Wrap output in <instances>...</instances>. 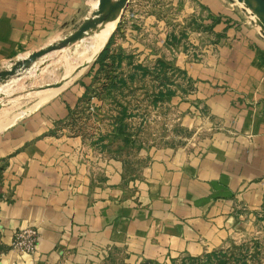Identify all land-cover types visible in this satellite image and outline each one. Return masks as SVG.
<instances>
[{
	"label": "crops",
	"instance_id": "0c3cea01",
	"mask_svg": "<svg viewBox=\"0 0 264 264\" xmlns=\"http://www.w3.org/2000/svg\"><path fill=\"white\" fill-rule=\"evenodd\" d=\"M97 1L0 0V60L80 22ZM201 1L220 15L214 30L222 36L214 53L186 63L197 80L191 97L208 115L198 122L199 109L179 103L202 129L196 144L153 157L133 187L123 178L127 163L86 152L80 135L52 122L79 92L55 94L0 129V264L197 256L235 237L243 221L264 222V34L243 6ZM27 225L37 228L38 245L19 253L10 241Z\"/></svg>",
	"mask_w": 264,
	"mask_h": 264
},
{
	"label": "rangeland",
	"instance_id": "374dc122",
	"mask_svg": "<svg viewBox=\"0 0 264 264\" xmlns=\"http://www.w3.org/2000/svg\"><path fill=\"white\" fill-rule=\"evenodd\" d=\"M225 1L235 8L244 7L238 0ZM245 10L250 12L246 6ZM215 18L220 15L201 0H129L105 30H92L83 39L50 50L0 80V129L27 116L55 94L75 90L79 92L75 104L52 122H64L69 133L80 135L86 152L127 163L130 173L123 178L135 187L140 170L153 157L192 147L196 136H201L202 129L188 123L193 121L179 103L189 101L196 106L198 122L208 116L202 99L191 97L197 80L187 71L186 63L201 61L209 51L214 53L213 44L222 36L214 30ZM78 23L68 22L34 44L21 46L0 60V70L59 40ZM106 44L107 52L90 70ZM56 82L63 85L49 88ZM238 227L235 237L213 250L226 251L227 264H239L236 259L242 255L247 264H264V222L247 220ZM203 257L197 262L205 264ZM189 262V255L179 254L139 264Z\"/></svg>",
	"mask_w": 264,
	"mask_h": 264
},
{
	"label": "water",
	"instance_id": "95a60500",
	"mask_svg": "<svg viewBox=\"0 0 264 264\" xmlns=\"http://www.w3.org/2000/svg\"><path fill=\"white\" fill-rule=\"evenodd\" d=\"M128 1L129 0H98L96 7L91 14L85 16L72 31L65 34L62 38L55 42L49 43L37 50H33L27 56L16 60L10 67L1 69L0 80L14 73L16 69L28 66L33 60L42 54L74 42L85 34L91 32L100 23L117 19L126 7ZM238 1L243 3L244 8L246 6L250 9L249 13L254 15V19H252V21H255L261 27L264 34V0ZM57 85H60V82H56L51 86Z\"/></svg>",
	"mask_w": 264,
	"mask_h": 264
},
{
	"label": "built area",
	"instance_id": "2783aa9c",
	"mask_svg": "<svg viewBox=\"0 0 264 264\" xmlns=\"http://www.w3.org/2000/svg\"><path fill=\"white\" fill-rule=\"evenodd\" d=\"M39 232L35 226L27 225L15 230L10 246L19 253H32L36 250Z\"/></svg>",
	"mask_w": 264,
	"mask_h": 264
},
{
	"label": "trees",
	"instance_id": "16d2710c",
	"mask_svg": "<svg viewBox=\"0 0 264 264\" xmlns=\"http://www.w3.org/2000/svg\"><path fill=\"white\" fill-rule=\"evenodd\" d=\"M219 20H220V18H215L214 22H218ZM107 45L108 44H106L99 51L96 59L92 62L91 66H90V70L94 67L96 62H98L99 60H101L103 58V56L105 55V53L107 52V49H108ZM159 62L164 64V62L162 60H159ZM87 88H88V85H86V89ZM168 93H171V91H168ZM226 255H227L226 251H224L222 249H220V250H211V251L205 252V253H203L201 255L189 256L190 257L189 264H200L199 262H197V260H198V258L201 260L202 256H204L203 257V261H206L205 264H227L228 259L225 258ZM242 256L240 258H237L236 261H238V262L241 261V262H239V264H247V261Z\"/></svg>",
	"mask_w": 264,
	"mask_h": 264
},
{
	"label": "bare ground",
	"instance_id": "6f19581e",
	"mask_svg": "<svg viewBox=\"0 0 264 264\" xmlns=\"http://www.w3.org/2000/svg\"><path fill=\"white\" fill-rule=\"evenodd\" d=\"M116 21V19L115 20H111V21H107V22H102V23H100L95 29H93V30H96L97 28H99V29H101L102 28V31L103 30H105L108 26H110V25H112L114 22ZM100 26V27H99ZM98 30V29H97ZM96 30V31H97ZM101 32V31H100ZM99 33V32H98ZM85 36V35H84ZM84 36H82L81 38H79V39H77V40H75L74 42H76V41H78V40H80V39H83V37ZM97 44V43H96ZM90 48V47H89ZM95 48H97V46L95 47ZM93 52V51H92ZM63 84H60V85H57V86H49V88H58V87H60V86H62Z\"/></svg>",
	"mask_w": 264,
	"mask_h": 264
}]
</instances>
